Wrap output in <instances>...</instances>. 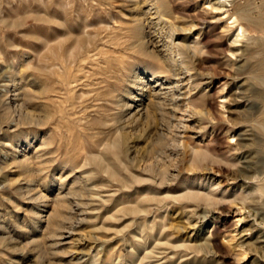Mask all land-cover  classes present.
<instances>
[{"label":"rangeland","instance_id":"obj_1","mask_svg":"<svg viewBox=\"0 0 264 264\" xmlns=\"http://www.w3.org/2000/svg\"><path fill=\"white\" fill-rule=\"evenodd\" d=\"M219 1L0 0V264H264V0Z\"/></svg>","mask_w":264,"mask_h":264},{"label":"bare ground","instance_id":"obj_2","mask_svg":"<svg viewBox=\"0 0 264 264\" xmlns=\"http://www.w3.org/2000/svg\"><path fill=\"white\" fill-rule=\"evenodd\" d=\"M229 1H231V0H228V1H219V2H216L217 4H218V8H216L217 10H222L223 8H222V5L221 4H219V3H225V2H229ZM263 5H264V2H263ZM240 7V9L241 10H243V8H242V6H239ZM223 13L224 14H226L227 15V17L229 18V19H232L233 21L231 22V24H233L232 25V27L231 26H229V25H227L226 26V29H228L229 31H233V33H234V36H235V38H234V40H233V44H237V43H240L243 39H244V37H245V28L241 25V24H239V21L240 20H246V21H249V22H252V20H251V18H250V16L249 15H247V13L245 14V13H241V14H239V18H240V20L237 18V17H235L233 14H229L230 12H229V10H225V9H223ZM243 12H245V11H243ZM219 21H221V23H222V19H220ZM224 24V23H223ZM257 24V23H256ZM233 28H235V31L233 30ZM261 81H263L264 82V75H262L261 76Z\"/></svg>","mask_w":264,"mask_h":264},{"label":"built area","instance_id":"obj_3","mask_svg":"<svg viewBox=\"0 0 264 264\" xmlns=\"http://www.w3.org/2000/svg\"><path fill=\"white\" fill-rule=\"evenodd\" d=\"M231 2V1H230Z\"/></svg>","mask_w":264,"mask_h":264}]
</instances>
